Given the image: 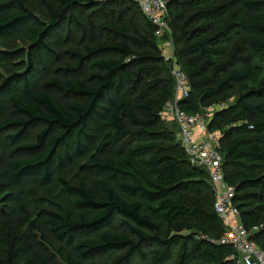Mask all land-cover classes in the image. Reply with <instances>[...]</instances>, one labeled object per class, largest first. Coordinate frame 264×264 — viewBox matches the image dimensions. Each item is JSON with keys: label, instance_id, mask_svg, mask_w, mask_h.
Listing matches in <instances>:
<instances>
[{"label": "trees", "instance_id": "trees-1", "mask_svg": "<svg viewBox=\"0 0 264 264\" xmlns=\"http://www.w3.org/2000/svg\"><path fill=\"white\" fill-rule=\"evenodd\" d=\"M202 2L168 3L181 45L176 58L192 85L180 106L199 113L241 88L234 103L214 112L209 129L222 132L224 177L236 187L240 223L251 228L264 218V173L258 172L264 163V81L249 87V70L235 64L243 62L247 43L264 52V0H243L255 13L248 36L230 49L221 42L232 39L233 23L216 30L226 5ZM138 15L144 29L133 24ZM156 31L135 0H0V45L29 41L24 69L0 84V180L50 184L95 148L79 164L78 185L60 179L93 215L74 220L40 209L59 240L74 244L84 259L126 251L116 263L130 264L137 253L145 257L144 246L158 244L166 250L151 264H162L171 246L180 244L178 264H235L233 246L218 242L226 224L215 210L209 173L190 161L161 115L176 84ZM7 51L0 49V64L11 59ZM205 194L213 197L211 206ZM250 200L255 208L248 209ZM117 218L129 234L108 229ZM254 238L264 247V225ZM4 241L0 264H16L32 247L20 245L16 235ZM40 251L24 264H49L52 254Z\"/></svg>", "mask_w": 264, "mask_h": 264}, {"label": "rangeland", "instance_id": "rangeland-1", "mask_svg": "<svg viewBox=\"0 0 264 264\" xmlns=\"http://www.w3.org/2000/svg\"><path fill=\"white\" fill-rule=\"evenodd\" d=\"M202 5L211 6L225 4L227 11L222 14L216 24V30H222L227 24L233 23L232 39L221 42V45L230 49L233 42H235L240 37H247L249 34L248 20L255 12L247 10L243 6V0H202ZM169 3V0H168ZM169 10L167 8L165 21L167 24L163 34L157 37V42L162 51V56H173L177 57V48L179 49L181 45L178 46L174 40V31L170 27L169 20ZM240 23V24H238ZM133 24L144 29V18L140 15L135 17ZM29 47L28 40H18L16 43L12 44L10 47H3L0 45V49L3 52L11 50L12 57L9 61L0 64V84L2 80L9 75H13L24 69V64L27 61V54H22L26 52ZM244 60L242 63L235 64V67L239 69L247 68L250 72V78L245 82L249 87H258L264 81V52L252 48L248 43L245 46ZM83 45L79 46L82 49ZM9 53V51H7ZM226 59V58H223ZM170 62V60H168ZM171 63V62H170ZM180 63V62H179ZM181 64V63H180ZM241 93V88L237 86L233 92H231V98L225 105L228 106L236 101ZM195 92L194 95H196ZM216 103L211 107V111H215ZM168 128L173 129L178 139H180V127L175 120L168 121ZM95 153V148L91 149L84 157L76 160L71 166L59 170L54 180L50 184L41 185L37 183L30 184H12L9 180H0V258L4 257L6 249L8 248L6 242L4 241L7 235H16L19 238L20 245L29 243L32 247L29 253L23 254L16 262V264H24L30 259H32L37 252L44 250L47 253L52 254V261L49 264H115L126 251L107 253L94 257L92 259L81 258L79 252L74 244H67L66 242L59 240L54 232L51 230L45 222V217L40 213V209L50 210L62 217L71 218L74 220L79 219L81 216L90 218L93 212L90 209H85L79 207L76 204V197L68 193L60 179H65L73 185L79 184V164L86 162L90 155ZM259 173H264V163L258 168ZM2 173V171H1ZM89 188L99 195L97 188L93 182L87 184ZM207 199V205L211 206L213 202V197L211 194H205ZM248 209L255 208L251 200L247 202ZM264 225V218L259 224ZM107 229V228H106ZM110 230L116 232L128 233L127 228L121 223L120 219H116ZM103 231V230H102ZM102 231L97 232L92 237L100 235ZM200 237V236H199ZM204 237V235H201ZM84 237L77 238V241L83 239ZM166 237L164 236L163 239ZM46 241L47 244L42 243ZM145 257L142 254L137 253L135 257L130 260V264H151L154 258L158 256L159 253H163L165 249L164 246L158 244H148L143 247ZM61 251V253L59 252ZM181 245H173L168 250V255L166 256L162 264H178L180 258L182 257ZM198 262H192L191 264H197ZM116 264H121L117 262Z\"/></svg>", "mask_w": 264, "mask_h": 264}, {"label": "built area", "instance_id": "built-area-1", "mask_svg": "<svg viewBox=\"0 0 264 264\" xmlns=\"http://www.w3.org/2000/svg\"><path fill=\"white\" fill-rule=\"evenodd\" d=\"M135 1L157 26V35L163 34L165 26L168 25L165 21L168 0ZM164 57L171 62L176 89L174 97L164 106L161 115L167 122L173 119L178 123L180 141L190 161L209 173L210 183L216 195L215 210L226 224L224 236L218 242L233 246L235 251L230 258L235 264H264V247L257 244L254 238L262 226L246 228L239 222H231L233 216L239 217L240 214L233 205L236 187L228 183L224 177L223 157L218 149L222 132L209 129L214 112L226 105L225 103L216 105L217 109L214 112L211 111V107L204 108L199 113H188L183 110L180 102L190 96L191 82L177 58L167 55Z\"/></svg>", "mask_w": 264, "mask_h": 264}, {"label": "crops", "instance_id": "crops-1", "mask_svg": "<svg viewBox=\"0 0 264 264\" xmlns=\"http://www.w3.org/2000/svg\"><path fill=\"white\" fill-rule=\"evenodd\" d=\"M231 222H233V223L239 222V223H240V218H239V217H235V216H233V217L231 218Z\"/></svg>", "mask_w": 264, "mask_h": 264}]
</instances>
